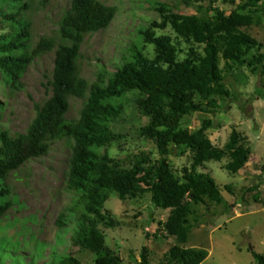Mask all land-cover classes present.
Here are the masks:
<instances>
[{"label": "trees", "instance_id": "obj_1", "mask_svg": "<svg viewBox=\"0 0 264 264\" xmlns=\"http://www.w3.org/2000/svg\"><path fill=\"white\" fill-rule=\"evenodd\" d=\"M34 1L42 7L49 2L0 0V86L7 97L23 91L22 80L32 63L55 52L51 96L35 104L36 117L25 132L3 126L7 106L0 101V224L13 207L10 176L30 161L48 156L57 142L67 141L71 155L66 191L71 201L56 220L62 239L71 234V245L91 252L95 264H123L101 229L117 227L105 205L112 194L123 202L149 194L157 209L170 212L158 233L164 231L177 243L160 264H204L209 257L206 250L184 245L194 227L196 207L220 203L222 197L216 181L199 169L228 159L225 169L236 175L247 168L252 149L237 129L221 149L207 136L210 120L195 131L182 122L196 113L212 114L231 100L226 85L229 74L246 68L257 75L263 68V44L244 29L263 25L264 0H225L234 6L230 14L216 7L219 0H198L196 15L178 14L169 5L156 3L160 22L139 31L143 48L131 46L115 73L103 67L92 83L81 74L82 46L86 36L110 27L117 8L102 0H73L60 19L59 39L43 37L34 45L32 24L24 15ZM12 2L17 4L16 11L7 12ZM168 29L176 39L157 35V30ZM147 45L155 48L153 58L145 54ZM129 95L135 96L138 112L148 119L140 135L155 144L160 159L154 161L149 153H142L125 168L105 150L122 138L113 125L125 114ZM75 99L82 101V108L78 119H69ZM173 145L180 155H191L190 166L181 173L168 158ZM146 252L141 264H149ZM253 257L257 264H264V255L254 252ZM41 260L42 264H83L69 249L54 251L47 259L40 252L27 263ZM0 264L4 263L0 260Z\"/></svg>", "mask_w": 264, "mask_h": 264}, {"label": "rangeland", "instance_id": "obj_2", "mask_svg": "<svg viewBox=\"0 0 264 264\" xmlns=\"http://www.w3.org/2000/svg\"><path fill=\"white\" fill-rule=\"evenodd\" d=\"M72 1L49 0L45 7L40 1L30 2V9L24 15L32 24L34 45L43 37L59 39L60 19L70 9ZM102 1L107 6L116 7L117 14L107 30L86 36L82 46L81 74L91 83L103 67L115 73L131 46L143 48L139 31L154 21L160 22V15L154 8L156 3L169 5L175 13L182 15H196L200 5L198 0ZM235 1L239 3L240 0ZM16 5L10 3L6 11H16ZM216 7L227 14L234 8L225 0H219ZM244 30L263 44L264 53V23ZM166 34L176 39L170 29L157 30L158 36ZM182 48L187 49L184 44ZM154 49L153 45H147L145 54L153 58ZM54 61L55 52H51L32 63L22 80L23 91L12 97H7L0 86V101L7 106L2 121L5 128L15 133L26 131L36 117L35 104H42L51 96L49 82ZM226 85L232 93L231 100L222 103L212 114L196 113L186 117L182 126L195 131L204 121L210 120L212 125L207 136L221 149L229 141L232 131L237 129L244 136L245 144L252 149V156L247 168L236 175L226 171L228 159L211 161L199 169L216 181L222 199L217 204L196 207L194 217L197 221L192 219L194 227L184 247L206 250L209 257L204 264H257L253 253L264 255V65L257 75L246 68L234 71L227 76ZM134 99V95L128 96L125 114L113 125L114 131L122 138L105 150L125 168H130L134 157L142 153H149L154 161L160 159L155 144L140 135L148 119L140 115ZM81 108L82 101L73 100L68 118L78 119ZM70 155L69 143L57 142L48 156L30 161L10 176L13 207L0 224V260L4 264H28L35 261L40 252L47 259L54 251L63 252L65 249L83 264H95L91 252L78 251L71 245V234L62 239L56 226L58 215L71 201L66 191ZM168 158L178 173L191 164L190 153L180 155L174 145L170 147ZM105 211L117 221V227L106 229L102 226L101 229L108 247L118 253L123 264H141L144 249L149 264H160L177 244L176 239L164 231L158 233L160 223L166 221L170 212L157 209L149 194L125 202L112 194Z\"/></svg>", "mask_w": 264, "mask_h": 264}]
</instances>
